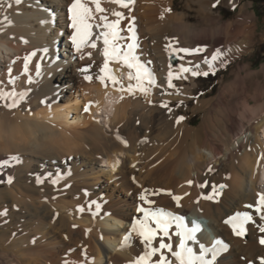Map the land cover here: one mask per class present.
<instances>
[{
	"label": "bare ground",
	"instance_id": "6f19581e",
	"mask_svg": "<svg viewBox=\"0 0 264 264\" xmlns=\"http://www.w3.org/2000/svg\"><path fill=\"white\" fill-rule=\"evenodd\" d=\"M84 1L91 2V0H82V2ZM152 2L157 4L155 5L157 7L154 8L150 7L148 8V10L146 9L147 11L145 12V16L147 17L146 19H149V21L154 22L153 29L157 31V34L155 33L157 35L156 36L157 38L154 37L156 38V41L154 39L153 40L156 42L155 45L157 44L158 47L154 45L157 49L154 48V51L152 50L153 53L151 54L149 53L150 55L146 51L140 52L141 53L140 57L142 58V62L145 65L146 64L148 65L145 67L154 77L156 81V85L149 86L151 93L148 95V98L145 99L142 93L138 90L135 91L134 94L132 95H129L127 91L122 92L118 90L121 87V84L124 87H126L129 83L128 79L124 80L121 77L122 73H124L125 76L127 77V73L129 70L127 69V67L122 66L119 62L110 61L109 68L113 75L121 79V84L114 85L111 81H105V83H101V81L97 78L100 75H102L100 72V68L104 64V57L102 55V51L104 47L103 40L102 38L96 39V37L102 31H104L99 15L97 18L93 17V19L90 21V23L94 25V27L91 30L92 34H91L90 42L94 41L96 43V47L92 48L89 46H83L80 52H76L70 39V37L74 32V29L71 26L72 25V20L70 19L71 14L68 11L69 7L73 3V0H21L19 4H16L15 0H0V90L4 92L14 91L17 94L16 97L17 99H19L20 94H23V99H19V104L17 105V107L12 109H8L4 106L5 103L10 101L0 100V102L3 101L0 108V160L7 159L9 157L8 155H5L7 154L6 150L8 147H13L14 149L16 148L17 150L20 151L22 150L23 152L24 151L26 152L27 150V153H32V156L35 157L34 160L32 159L33 165L34 164L37 165V167L34 166L35 169H40V166L43 164L55 165L56 164L55 160L57 159L63 161L65 160V162L70 161V158H68L67 160V157H69L72 153L73 154L76 153L77 151L74 152L75 149L77 150L81 149L80 146H79L80 148L77 147L80 144L79 141L86 140L89 141L90 143L97 140L98 142L97 146H100L102 149L98 151V153L95 152L96 154H94L93 151L92 153L93 155H89L88 153L81 154L82 169L78 173V177H80L81 179H85V182H87L86 180H89V182L93 186V187L91 186L92 189L95 190L96 194H98L100 199L99 201H102L103 204L99 206V209H97V207L95 206V208L90 212L95 218H98L99 220L100 219L104 220L105 223L101 220L104 223V224L102 223L103 224L102 229H104V227L110 228L114 226V224L120 222V219L126 220L127 223L129 222L130 227H128L129 228L128 230L130 231V233H128V231L127 232L124 231L125 233L123 237L119 238L120 251L123 253H128L125 246L121 248V245L124 242V237L128 236L129 239L127 241L128 242L127 247H129L130 249L129 251L133 254L135 253V256L136 254L142 255L144 251H146L145 243L142 241V239L139 237V235L136 232L131 231L133 223L135 221L143 219L142 218L143 216L137 215L136 212H134V208H135L134 205L140 204L139 202L141 200L139 197L141 193H143L144 195L146 193L144 192V188L141 185H139L141 180H139V182L136 180V176L134 173L136 171V167L133 166L134 164L130 166V163L136 160V155H137L134 139L130 136L131 134L127 135L130 132H129V128L127 127L128 120L127 121L125 120L127 114L126 107L128 109V105L130 104L131 101V103L134 104V106L137 104L136 105L138 112L137 117L141 113H149L152 118L157 119V121H159L160 123L162 124L166 123L171 128L175 127L176 137L173 138H176L177 140H179V142L181 141V143L182 141H189V142L193 141L197 143L200 135L203 136L202 145H204V147L202 148L204 149L202 150L204 151H196L193 157L190 156L188 160L189 169H195L198 171L204 169L206 166H210V160L215 162V160H212V158H216V159L223 158L226 161V163H228V165L232 167L235 166L236 162L238 163L240 162L238 164L239 165L238 172H235L234 174L235 175L234 180H235L237 176L236 174L238 173V177L235 181L236 194L235 196H233V198H231L227 202V204L226 203L222 204L223 206L221 205L222 206L221 207V206H209L208 203L207 204L208 207H207L206 203H204L205 206L203 205L202 207H205L207 209L206 212L205 211L202 212V209L200 211V209L198 208V207L202 208L201 205L200 206L197 205L198 207L196 205H188L185 203L182 205L179 201V203L182 206L180 207L179 205V208H176L174 210L173 216L182 217L187 227L191 228L193 221L201 225V230L195 233L196 239L194 241L187 242V246L192 248L195 254H199V248L201 244H203L206 248H210L215 240L222 241L221 237H223L222 235L224 234L222 219H224L225 216L227 217L230 215L233 216L234 215L233 211H235L236 209H241V207L243 206L242 202L244 200H247L248 198H251L252 197L251 193H253L251 191L252 190L255 191L254 189H252L253 177L251 179V174H252L251 168L254 163V159L250 158V154L247 150V147H249L251 150L252 149L255 150L258 145L259 153L261 152L263 154L262 159L259 158L261 160L258 161L259 162L257 167L258 173L256 174L258 180L256 181L259 183L264 182V97L261 96L263 91L260 89L259 86H256L255 89L250 94L246 95L247 87L245 85V79L247 76H252L253 73L247 71L245 74H243L242 70L246 69V67L244 65L238 64L237 68L233 71L234 73L233 78L223 83L222 88L217 96L213 98H207L201 100L199 99L195 102V105L191 108L192 112H195L196 110L199 109L205 110L211 106L214 107L215 109L217 108V110L219 109V114L221 116L223 125L221 126V129H219L220 132L211 133L208 131V128L204 127L202 123L195 127L188 126V123L185 118L181 120L179 123H177L176 109L171 108V106L178 99L181 98L188 99L190 96L194 95V93L196 92L195 77L192 76L191 73L189 72V73L181 74L183 77H186L185 79H175V78L173 79L172 83L174 86H178L179 94L172 93L173 89L168 87L167 78L170 71L173 73V76L175 77L176 74L179 73L181 67H187V68H192L193 70H197L196 66L199 65V69H198L199 71H203L207 69L208 65L205 64L204 61L206 59L210 61L214 53L219 52L221 54L220 60L229 62L230 60H233L237 56L236 53L237 51L235 50L237 49L248 50L247 48L255 42L254 39L255 30H256L255 16L252 12L247 11L246 5H243L237 17H235L231 21L225 23H219L218 18H216L215 14L212 12V5L213 3H217V0H187V2L194 7L193 8L195 12L194 15L196 14L198 18L208 21L209 25L206 27L203 26L201 28L188 27L189 33L185 37H182L181 35L182 29L183 28L185 29L184 20H183L185 14L174 11L172 6L170 5V0H153ZM137 3L140 4L138 0H134V3L129 5L128 9H132L134 11V9L137 7ZM219 3H229L231 5H237L238 0H219ZM100 4L101 7H103L104 5L111 6L112 13L114 11L113 9H116L117 11L118 8L119 10L121 8L120 5L110 2V0H100ZM91 5L93 8V12L99 14V12L95 11V5L92 2ZM166 9H170V11H165ZM121 13L123 14L124 12ZM137 13L140 12L137 11ZM109 15H111V13ZM130 17L132 18V16ZM107 21L112 22L110 20ZM154 30H152V32ZM244 32L246 33L245 35L246 37L240 40L239 45L237 47L235 46L236 48H233V46H231V44H233L234 41L233 38L234 37L236 38V36H239L241 33L244 35ZM169 34L172 36V38L170 40H167L166 38L167 35ZM259 38L264 39V31L261 33ZM118 43H120V41H118ZM181 49H188L189 51L183 52L180 51ZM197 49H201V51H196ZM32 53H35V55H31V58L27 64V68H25L24 58ZM172 53L177 54V56L179 57V60L176 64H172L167 61L168 57ZM232 53H235V56H233ZM90 58L93 61H95L94 66H93L94 63L93 64L91 63L92 66L88 64L89 62L88 59ZM220 60L213 62L214 66L219 67ZM83 69H87V72L86 73L83 72L82 71ZM261 72H264V65L262 66ZM261 72H257V73L259 74ZM85 75L92 77V79L85 80L84 78ZM187 79L191 80V84H186ZM132 83H134V81ZM233 87H235V91L233 90ZM108 92L112 93L111 98L108 96L110 98L109 99L110 106L112 105L114 100L118 99V97L122 101V104H120L115 115H113L114 117L112 116L113 119L111 118L110 132L100 130L101 125H99V118L95 114L96 109H99L100 106L105 105L106 103L105 97ZM235 93L237 96H234ZM121 97H123V99H121ZM241 98H243L241 103L242 108L239 111L240 105L238 106L235 103V99H241ZM250 98L258 100V102H261L260 103L261 108L259 110L257 109L258 110L257 112H251L248 106V99ZM132 100L136 102V104L133 103ZM150 100L152 104L150 105L147 104L149 105L148 107H144L142 105V102L150 101ZM90 102H91V107L89 108L88 111H85L84 110L85 106L88 105ZM165 103L167 104V107H162L161 105ZM130 106L132 105L130 104ZM208 116H209V112H208ZM245 120L247 122H245ZM135 121L136 123L137 122L138 123L136 124ZM103 122L108 124L107 119L104 120ZM119 125L121 126L118 127ZM130 125L131 126L134 125V129L135 128L138 129L139 127H141L138 118L137 120H134L133 123L131 122ZM117 136H119L124 141H126L127 146L121 143L120 140L117 139ZM95 138L96 140H92ZM45 139H48L50 143L47 142V145L44 144L43 141ZM46 141L47 140H45V143ZM141 144L142 142H140V145L139 144L138 145L141 146ZM144 144L145 143H143V146ZM42 145L43 147L46 145L49 148L53 146L52 148L55 150L53 151L50 148V151H47L46 153H40L39 150L41 149L40 147H42ZM155 145H160V142L156 143ZM199 145L201 144L199 143ZM74 146H76L77 148ZM176 146L180 147L179 144ZM5 147L7 148L4 151L5 154H3L4 153L3 149ZM158 147L159 146H156L157 148L156 151L160 148ZM170 148L168 150H170ZM194 148H196V146ZM143 149L145 151L147 148H143ZM20 151L17 152L20 153ZM118 151H120L125 155V158L122 157L121 165H120V160L116 157V155L115 156L113 155V153H116ZM162 152L164 151L162 150ZM12 154L13 153L11 152V155ZM153 154L154 152L152 153V155ZM156 158L158 159V161L160 160L158 162L159 167L157 166V169L159 168L158 171H161L159 175L157 174L158 178H162V177L164 178L168 174L169 177L167 179L168 180L167 184L171 185V187L175 192L178 193L185 190L186 188L192 187L191 185L193 183L195 184V181L198 180V179L195 180L194 178L191 177V175L187 174L190 171L187 173L183 171L170 172L171 170L167 169L164 166L166 163V157L164 155L161 156L159 154L157 155ZM137 160L140 161L138 158ZM149 160L147 161L146 159L147 162H149ZM117 161H119V163H117ZM153 161H154V165H156L155 161L157 160H153ZM99 162L106 163V166H108L109 169L103 170L102 168H100L98 164ZM147 162L145 164H147ZM208 162L209 164H207ZM113 165L116 166L115 171L113 170ZM6 167L10 168V166H6ZM132 167L135 168L133 169ZM139 168L140 167L138 166V169ZM146 169L144 170L146 171ZM203 173L204 172H202V174ZM208 173L206 175H208ZM200 174L201 172L199 173V175ZM256 176H254V178H256ZM182 179H184V181H182ZM188 181H192L191 185L188 184ZM74 185L76 184L74 183ZM254 185L255 184H253V186ZM154 186L155 185L153 184V187ZM156 187H158V185ZM154 191L152 192L155 193ZM169 192L171 191L169 190ZM202 192L200 191V193ZM177 193L173 195L177 196ZM260 194H263V192ZM154 195L153 198H151L152 195L151 196L146 195L145 197L146 198L150 197L152 202V200L154 199ZM157 195L156 198L160 196ZM188 195L190 194L188 193ZM165 196H167V194ZM191 196L192 195H190V197ZM184 197L185 196H183V198L181 197L182 200L184 199ZM188 197L186 199L190 198ZM223 197L225 198L226 196ZM165 199L168 202V198ZM173 200L174 199H172V201ZM200 200L201 199H199L198 201L200 202ZM68 203L69 202L64 201L63 206L62 204L60 206L64 207V209L65 208L68 209V207H70V205H67ZM173 203H171V205ZM142 204H144V202ZM146 204L148 206V203H145L143 206L145 207ZM173 206L175 205L173 204ZM188 211L189 214L185 218V213ZM201 212L202 213L205 212V215L210 219L209 222L211 225L210 229L212 230V232H214V235L209 233L204 222L202 221ZM109 216H112L114 218L112 224L107 222L109 220L108 218ZM1 219H3L2 216L0 220ZM97 220L95 221L97 222ZM172 223H173L172 231L174 230L176 232L175 221H173ZM153 226L151 227L152 228L156 227ZM228 226L230 227L231 225L227 224L225 227L228 228ZM92 228H94V230L91 229L93 230L92 236H95L94 238L98 240L99 234H101L100 236H102L103 233H101V231L98 229L96 225L95 227ZM32 230L33 229H30L28 228V226L25 225H21L17 223L11 224L1 221L0 264H40L39 259L40 257H42L41 255H45L46 264L53 263L54 260L49 250L50 247L53 245H48V243L45 242L46 240L40 237L39 238L36 237L34 239L30 238L29 235H27V233L32 232ZM42 230L44 231L45 229ZM91 230H89L88 235L91 234L90 233ZM39 232L40 231H37L36 233ZM106 233L114 234V237H116L117 231L114 230L113 228V230H106ZM172 233L170 234V236L171 235L173 236ZM254 235L256 234L254 233ZM40 236L43 237L42 235ZM170 236L169 238H171ZM161 238H162V234L158 233L155 239L152 241V243L154 242L159 243ZM115 239L113 241H108L107 239L108 244L111 245V247L112 244L115 245ZM165 239H167L164 240L165 243H170L167 242L170 241V239L168 238ZM229 240H231V238H229ZM241 240L243 239L241 238ZM174 241H175L173 242L175 243L174 246H176L179 243V237L177 236V238ZM57 244L59 243L57 242ZM255 245L256 244L249 242L248 246L241 248L235 245L232 246V249L229 254H227L226 256L222 255L223 257H221V259L219 260V264H240L237 258L238 255L242 254L243 251L248 254H251L252 252L255 251ZM97 246L98 245L94 244L95 252L97 251ZM99 246L103 248L102 252L106 250V248L104 247V243L103 244L99 243ZM92 248L91 251L93 250ZM96 257L99 262V260H101L99 254L96 255ZM118 258L119 255L116 253L110 255L106 254V260L109 262L107 264H114V262ZM249 260H251V258ZM257 261H259V259Z\"/></svg>",
	"mask_w": 264,
	"mask_h": 264
},
{
	"label": "rangeland",
	"instance_id": "374dc122",
	"mask_svg": "<svg viewBox=\"0 0 264 264\" xmlns=\"http://www.w3.org/2000/svg\"><path fill=\"white\" fill-rule=\"evenodd\" d=\"M138 1L140 2V4L137 3V7L134 9V11L132 9H128V8L126 9L124 7L123 8L121 7L120 10H119V8L117 9V11H119V12H124L122 17L120 18L119 24H118L119 34H121L120 37L123 40L122 41L120 39L119 44L121 46L125 45V47H126L127 43L131 42L129 40L130 33L128 31V28L130 26L134 27L135 34H136V44H137L136 48L134 49V54L137 57V60L139 63L143 64L144 66H148L147 64L145 65L142 62V58L140 57V54H141L140 52L146 51L148 54L149 53L151 54V53H153L154 48L157 49L156 47H158V45L157 44L155 45V43H156L155 41L157 38L156 37L157 31L153 29L154 22L149 21V19H146L147 17L145 16V12L150 7L151 8L157 7V6H155L157 4L153 3L152 2L153 0H138ZM145 1H147V2H145ZM83 3H85L88 7L92 8L90 1H84ZM213 4H215V3H213ZM170 5L172 6L174 11H176L178 13H184L185 14V16L183 18L185 29L184 28L182 29V32H181L182 37H185L189 33L188 27L189 28H197V27L201 28L203 26L206 27L209 25L208 21L201 19V18H198L196 14L194 15V13H195L194 9H193L194 7L191 6L187 2V0H170ZM243 5H246L247 11L252 12L255 16V23H256V30H255V37H254L255 42L247 48L248 50H246V49H241L242 51L239 49L235 50V51H237L236 52L237 56L233 60H230L229 62L225 61L223 66H221V63H220L219 67L214 66L215 74H213L212 72H209V74L205 77L203 75L195 76L196 92L194 93V95L190 96L188 99H182V98L178 99L171 106L172 109H176V117H181V116L184 117L188 123V126L195 127V126H198L202 123L204 125V127L208 128L209 132H211V133L220 132L219 129H221L223 122H222L221 116L219 114V109L217 110V108L215 109L214 107L211 106L205 110L199 109V110H196L195 112H192L191 108L195 105V102L199 99L201 100V99L213 98V97L217 96L218 93L220 92L221 88H222L223 83L233 78V76H234L233 71L237 68L238 64L244 65L246 67V69L242 70L243 74H245L247 71L253 73L252 76H247L245 79V85L247 87L246 95L250 94L255 89L256 86H259L260 89L263 91L262 95L261 94L260 95L262 97H264V75H263L264 72H261L262 66L264 65V39L259 38L261 33L264 31V0H238L237 5H231L229 3H218L215 8L212 7V12L215 14L216 18H218L219 23H225V22L231 21L232 19L237 17V15L240 13V9ZM104 7H107V8H104ZM102 8L104 9L105 14L103 12H102V14H100L101 12H99V14L93 12L94 13L93 17L97 18L98 15L101 17V15L104 14L103 16H106L107 20L115 21L116 17L112 14L111 6L104 5ZM143 8H144V10H143ZM113 10H114L113 12L116 11V9H113ZM92 11H93V8H92ZM137 11L140 13H137ZM110 13H111V15H109ZM127 13H128V15H127ZM138 15H139V17H138ZM130 16H132V18ZM134 16H136V17H134ZM133 18H134V21H133ZM138 19H139V21H138ZM147 21H149V22H147ZM152 30H154V31L152 32ZM240 35L236 36V38L235 37L233 38L234 41H233V44H231V46H233V48H236L239 45L240 40H242V38L246 37L245 32H244V35L242 33ZM154 37H156V38H154ZM171 38H172V36L169 34V35H167L166 39L170 40ZM232 54H233V56H235V53H232ZM178 60H179V57L177 56V54L172 53L168 57L167 61L169 63L176 64L178 62ZM88 61H89L88 64L91 65V63L92 64L94 63L93 66L95 65V61H93L91 58L88 59ZM204 71H209V69L207 68L201 72H204ZM257 72H261V73L258 74ZM121 77L124 80L127 79V77L125 76L124 73H122ZM213 79H215V80H213ZM186 84H191V80L187 79ZM172 89H173L172 93L177 94V90L179 89L178 86H174V87H172ZM233 90L235 91V87H233ZM150 93L151 92H149V94ZM111 94H112L111 92H108L106 94V97H105V100H106L105 105L100 106L101 109L99 108V109L95 110V114L99 118V125H101L100 126L101 131L104 130V131L110 132L111 118L113 119V117H114L113 115H115L120 104H122V101L118 97V99L114 100V102L110 106L109 105V103H110L109 99L112 97ZM142 95L145 99L148 98V95H144L143 93H142ZM234 96H237L236 93ZM242 99L243 98L235 99V103L238 106L240 105L239 111L242 108V104H241ZM2 102H0V108H1ZM148 102L149 101L142 102V105L144 107H148L150 104H152V102L151 103H148ZM133 103L136 104V102H134V101H133ZM260 103L261 102H258V100H255L252 98L248 99V106H249L251 112H257L261 108ZM130 104L132 106H130ZM130 104L128 105V109L126 107L127 114H126L125 120L126 121L128 120L127 121V123H128L127 127L129 128V132H130V133H128V131H127V133H128L127 135L131 134L130 136L134 139L135 146H136V152H137L136 153L137 154L136 160L134 161L135 163L131 162L130 166H132L134 164L133 166L136 167V171L134 172L135 176H136V180L138 182H139V180H141L139 185H141L144 188V192H146L145 196L146 195L147 196L152 195L151 198H153V195L155 194L154 199L152 200V203L148 204V206L146 204L145 207H147V208H145L143 206L145 204V202L142 200L139 203L142 204L144 202V204L134 205V207L136 208V209L134 208V212H136L137 215L144 216L143 212L137 211V208L141 207V206H142V208L149 209L151 211L152 210L153 211L159 210L163 213H170L173 216L174 210L176 208H179V205L181 207L184 203L188 204V205H196V206L201 205V207L204 205V203H206V206L208 203H209V206H221L222 204H225V203L227 204V202L231 198H233V196H235V194H236L235 181L238 177V173L236 174L237 176H236L235 180H234V177H235L234 174H235V172H238V168H239L238 164L240 162L239 163L236 162L235 163L236 167L235 166L232 167V166H229L228 163H226V161L223 158H217L218 160L216 158H212V160H215V162L210 160V166H206L204 169H201L199 171L195 170V169H189L188 160H189L190 156L193 157V155L196 151H204V150H202V149H204V148H202V147H204V145H202L203 136L200 135L197 143L193 142V141H190V142L189 141H182V143L184 142L182 144L181 141L179 142V140H177L176 138H173V137H176L175 127L171 128L166 123H163V124L160 123L159 121H157V119L152 118L149 113H141L137 117V113H138L137 112V106H136L137 104L134 106V104H132L131 101H130ZM147 104H149V105H147ZM250 105H251V107H250ZM208 112H209V116H208ZM137 118L141 124V127H139L138 129H136V128L134 129V125L131 126L130 123L131 122L133 123V121L137 120ZM106 119L108 120V124L103 122ZM207 119H208V121H207ZM245 122H247V121L245 120ZM135 123H136V121H135ZM169 124H170V122H169ZM120 126L121 125H119L118 127H120ZM131 128H132V130H131ZM216 129H217V131H216ZM134 130H136V131H134ZM143 135H144V137H143ZM151 137H152V139H151ZM150 139H151V141H150ZM45 140H47L46 143H45ZM45 140L43 141L44 144L47 145V142L50 143V141H48V139H45ZM92 140H96V138L92 139ZM163 141H165V142H163ZM79 142H80V144H79ZM79 142H78L79 145L77 144L78 145L77 147L80 146L81 149H79L80 147L78 149L81 151L75 149L74 152H76V151L77 152L74 154L72 153L73 155L71 154L69 157H67V160H68V158H70V161L65 162V160L63 161V160L57 159V160H55V162H56L55 165L43 164L40 166V169H35V167H37V165H35V164L33 165V160L35 159V157L32 156V153H27V150H26V152L24 151L25 152L24 153L22 150L20 151V150H17L16 148L14 149L13 147H8L9 150L7 147H5L3 149V152H4L7 148V150H6L7 154H5V152L3 154L8 155V156H13V154L15 153L14 156L19 157V162H11L12 165H10V168H8L6 166L0 167V211H4L5 209H7V215L2 216L3 219L0 220V223H1V221L11 223V224L17 223V224L28 226V228L33 229L32 230L33 233H34L35 229L37 231H40L39 233H36L37 231L35 230L34 234L32 232H28L27 235H29V237L33 238V239L36 237L37 238H39V237L43 238L44 240H46L45 242L48 243V245H53L49 249L51 254H52V258L54 260L52 264H107L109 262L106 260V254L110 255V254H115V253L119 255V258L114 262V264H122V263L123 264H130V262L133 261L134 259H136L137 256L141 255V254H139V255L136 254V256H135V253L134 254L131 253L129 251L130 250L129 247H127L128 245L125 246L128 253H123L120 251V248H119L120 240H119V238L123 237L124 233L127 231H128V233H130V231L128 230L129 229L128 227H130V223L129 222L127 223L126 220L120 219V222H117L118 224L116 223V224H114V226H112L110 228L104 227V229H102L103 228L102 226L105 223L104 220H102V219L99 220L98 218H95L90 212L95 208V206L97 204L100 206L102 204V201H99L100 200L99 196H98V194H96L95 190L92 189L93 186L91 185L89 180H86L87 182H85V179H81L80 177H78V173L82 169L81 154L88 153L89 155H93L92 154L93 151H94V154H96L95 152L98 153V151H100L102 148L100 146H97L98 145L97 140L90 142V143H89V141H86V140H84V141L82 140ZM140 142H142L141 146H139ZM158 142H160L161 146L155 145ZM143 143H145L144 144L145 147L143 146ZM199 143L201 145H199ZM147 144L150 146V148ZM178 144L180 147L176 146ZM46 145L44 146L45 148L43 147V145H42V147H40L41 148L39 150L40 153H46L47 151H50V148L53 151L55 150L52 148L53 146L49 148ZM172 145H173V147H172ZM194 145L196 146V148H194L195 147ZM96 146H97V148H96ZM138 146H139V148H138ZM156 146L160 147V148L158 147L159 149L157 151H156V149H157ZM74 147H76V146H74ZM152 147H154V148H152ZM170 147H172V148H170ZM46 148H48V149H46ZM143 148H147L146 149L147 151L146 150L144 151ZM169 148H170V150H168ZM153 150H155V151H153ZM162 150L164 152H162ZM247 150L250 154V158L254 159V163H253L252 168H251V172H252L251 179L253 177L252 183L255 185L253 186V184H252V187H253L252 189H254L256 192L252 190L251 191V192H253V193H251L252 197L248 198L247 200H244L242 202L243 206L241 205L242 206L241 209H236L235 211H233V214L235 215L238 212L239 213L248 212L249 214L252 215L254 223L250 222V223L246 224L245 228L248 227V228H246V230H247L246 235L247 236L245 235L243 237H239V236H236L233 234L231 226L230 227L228 226L229 229L227 227H225L227 224H225L224 221L228 217H230L231 215L228 217L225 216L224 219H222L223 220L222 226H223V233L224 234L222 235L223 237H221V238H222V241L224 240L223 242L226 243L230 247H229L228 252L224 253L222 255L226 256L227 254H229L231 249H232V246H234V245L241 248V247L248 246V243L251 242V243L256 244L255 245V251L252 252L251 254H248V253L243 251V253L239 254L237 258H238L240 264H242V263L243 264H249V262H251V264H259V261H257V260L260 257H264V246H262L259 243V239L262 235H264V233H260L258 231L259 230L258 225H260L261 223H264V221H261V219H259L260 215L255 212V205H256V201L258 199V196H256V195H259L262 192L264 194V182L263 183L257 182L256 180H258V178H257L256 174L258 173L257 172V170H258L257 167L259 164L258 161H260L262 159L263 154L261 152H260L261 154L259 153V146L258 145H257V148L255 149L256 152L254 149L251 150L249 147H247ZM10 151L13 153L12 155H11ZM17 151H20V153ZM153 152H154V154L152 155ZM166 152H167V154H166ZM139 153H141L142 155ZM145 153H146V155H145ZM190 153H192V154H190ZM88 154H86V155H88ZM159 154L161 156L164 155L166 157V163L164 166L167 169H170L171 170L170 172H172V171H176V172L183 171V172L187 173L190 171L187 174L191 175V177L194 178L195 180L198 179L197 181H195V184L193 183L191 185L193 188L192 187L186 188L185 190L177 193L173 190L171 185L167 184V181H168L167 179L169 177L168 174L164 178L162 177L163 179L158 178L157 174L159 175V173L161 172V171H158L159 168L157 169V166L159 167L158 162L160 160L158 161V159L156 157ZM113 155L114 156L116 155V157L120 160V165H121L122 157L125 158V155L123 153H121L120 151L113 153ZM154 156H155V158H154ZM141 157H143L144 159ZM137 158L140 161H138ZM149 158H150V160H149ZM256 158H257V160H256ZM259 158H261V159H259ZM79 159H80V161H79ZM146 159H147V161L149 160V162H147ZM169 159H170V161H169ZM153 160H157V161H155L156 165H154ZM216 161L217 162L219 161L221 163H219V162L217 163ZM146 162H147V164H145ZM179 162H181V163H179ZM157 163H158V165H157ZM98 164H99V167L102 168L103 170L109 169L108 166H106V163H104V162H99ZM207 164H209V162ZM213 164L214 165L216 164V165L214 166ZM137 165L140 167L139 169H138ZM228 167H230V168H228ZM144 169H146V171ZM209 169H211V171H209ZM232 169H234V170H232ZM197 172H198V175H197ZM200 172H201V174H200L201 176L199 175ZM202 172H204V173L202 174ZM208 172H210V173H208ZM207 173H208V175H206ZM253 175L256 176V178H254ZM9 177L12 178L11 184H9L7 182ZM38 178L42 181V183H37ZM143 179H144V181H143ZM53 180H56L57 182L52 183ZM75 180H77V181H75ZM199 180L200 181L202 180L201 181L202 183ZM153 181H155V182H153ZM182 181H184V179H182ZM231 181L234 183H232ZM83 182H85V183H83ZM197 182H198V185H197ZM74 183L76 185H74ZM88 183H89V185H88ZM153 184L155 185L154 187H153ZM157 185H158V187H156ZM220 185H225L226 187H224L223 189H220L219 188ZM231 185H232V187H231ZM112 186H113V184H112ZM214 186H216V188L218 190V194L214 193ZM147 187H149V188H147ZM162 187L165 189H163ZM155 188H156V190H155ZM158 188H160L161 190ZM183 188H184V186H183ZM73 189H75V190H73ZM202 189H203V192H202ZM169 190L172 193L169 192ZM192 190H194V191H192ZM152 191H154L155 193H153ZM200 191L202 193H200ZM92 192H93V194H92ZM149 192H151V193H149ZM190 192H192V193H190ZM156 193L160 196H158ZM169 193H170L171 197L169 196ZM175 193H177V196L182 197V198H183V196H185L183 199L184 201L182 200V198H181V200H179L182 205L179 202L177 204V202L175 200H173L174 201V203H173L172 195L173 194L175 195ZM188 193L192 196L190 197V195H188ZM166 194H167V196H165ZM156 195L158 196L157 198H156ZM209 196H213L214 198L213 199H207L206 197H209ZM223 196H226V197L224 198ZM187 197L189 199H186ZM151 198L147 197L146 199H148V201H151ZM165 198H168V202ZM197 198H198V200L201 199L203 201L200 200V202H199L197 200ZM51 199H53L54 201ZM156 200H157V202H156ZM64 201L69 202L67 204V205H70V207H68V209L67 208L64 209V207L60 206L61 204L63 206ZM93 201H95L97 204L92 203ZM248 201H249V204L251 203L250 205H254V207L245 208V206L248 204ZM61 202H63V203H61ZM171 203H173L175 206H173V204L171 205ZM72 206L73 207L75 206L74 207L75 210ZM170 206H172V207H170ZM198 208L200 209V211L202 209V212L203 211L206 212V209H207L205 207H202V208L198 207ZM77 209H83V211H80ZM54 210H56V211H54ZM66 211H68V212H66ZM205 212L202 213V215H201L202 221L204 222L209 233L214 235V232H212V230L210 229L211 228L210 227L211 225L209 223L210 219L205 215ZM82 214L85 216H83ZM188 214H189V211L185 213V218ZM26 215H27V217H26ZM60 215H61V217H60ZM17 217H19V218H17ZM111 217L112 216H109L108 217L109 220L107 221L110 224L113 223V219H114L113 217L111 219ZM0 218H1V216H0ZM81 219H83V220H81ZM95 220H97V222ZM48 222H49V224H48ZM69 222H70V224H69ZM53 224H54V226H53ZM95 225L98 227V229L104 235V236L103 235L100 236L101 234H99L98 240L96 238H94L95 236H92L93 235L92 233L94 230V228H92V227H95ZM153 225L156 226L154 223L150 222L149 227H151ZM252 225H254V226H252ZM46 227H48V228H46ZM113 228H114V230L117 231L116 237H114V234L106 233V230H113ZM251 228L252 229L254 228V229L252 230ZM42 229H45V230L43 231ZM91 229H93V230H91ZM172 229H173V223H172V226L169 228V236L173 232L172 234L175 238L172 235L170 236L171 238H169V237H165V238L170 239V241H167V242L172 243L173 244V250H175V246H174L175 243H173V242H175L174 240L177 238V236L175 235V231L174 230L172 231ZM89 230H91L90 231L91 234L88 235ZM47 233L49 234V236ZM248 233L251 235H249ZM254 233L256 235H254ZM30 234H31V236H30ZM38 234H39V236H38ZM259 234H260V236H259ZM40 235H42L43 237H41ZM231 235H233V236H231ZM229 236H231V237H229ZM105 237H107V238H105ZM102 238H103V240H102ZM165 238H164V240H167ZM229 238H231V240H229ZM241 238L243 240H241ZM107 239H108V241H113L115 239V245L116 246L114 244H112V247H111V245L108 244ZM233 239H234V241H233ZM251 239H253V240H251ZM57 242L59 244H57ZM95 242H97V243H95ZM230 242H232V243H230ZM99 243H102V244L104 243V247L106 248V250H104L102 252L103 248H101L99 246ZM229 243H230V245H229ZM94 244L98 245L96 252L94 249ZM127 244H128V242H127ZM105 245H107V246H105ZM152 246L158 248L159 243L154 242V243H152ZM90 247L91 248L93 247L92 249L94 251L93 250L91 251ZM108 247H110V248H108ZM114 247H115V249H114ZM118 251H119V253H118ZM98 252H100V253H98ZM161 252L163 253V255L165 257H167V259L169 261L172 262V264H176L175 258L171 255V252H169L167 249L161 250ZM161 252L156 253L151 258L150 264H156V261H158L160 258ZM98 254H99V257L101 259V260H99V262L97 260L98 256L96 257V255H98ZM122 254H124V255H122ZM120 255H121V257H120ZM196 255H199V254H196ZM258 255L259 256L261 255V256L259 257ZM41 256L42 257H40V259H39L40 264H46L45 255H41ZM125 256H126V258H125ZM208 257L206 256L207 259H211L210 254L208 255ZM221 257H223V256H221ZM221 257L218 259L220 260ZM250 258H251V260H249ZM127 259H128V261H127ZM44 261H45V263H44Z\"/></svg>",
	"mask_w": 264,
	"mask_h": 264
},
{
	"label": "snow or ice",
	"instance_id": "6c2138e0",
	"mask_svg": "<svg viewBox=\"0 0 264 264\" xmlns=\"http://www.w3.org/2000/svg\"><path fill=\"white\" fill-rule=\"evenodd\" d=\"M21 0H15L16 4H19ZM91 2L95 5L96 12H104V9L101 7L100 0H91ZM110 2L120 5L121 7L128 8L129 5L134 3V0H110ZM219 3L213 4L212 7H216ZM70 15V19L72 20V28L74 32L70 37L71 43L76 52H80L83 46H89L92 48L96 47V43L90 42L91 38V30L94 27L90 21L93 19L94 13L92 8L88 7L82 0H73V3L68 9ZM165 11H170V9H166ZM116 20L112 22L107 21V17L101 15L100 20L102 22V27L104 31H102L96 39L103 40V51L102 55L104 57V64L100 68V72L102 75L97 77L101 83H105V81H111L114 85L121 84V79L112 74L109 68L110 61L119 62L122 66L127 67L129 70L127 73V79L129 83L126 87L121 84V87L118 89L119 91H127L129 95L134 94L135 91H140L144 95H148L150 92L149 86H155L156 81L152 74L148 71V69L141 63L138 62L137 57L134 54V49L136 48V34L134 27H129L128 31L130 33L129 40L131 42L127 43L126 47L121 46L118 41L121 39L118 24L119 20L122 17V13L119 11H115L112 13ZM134 20V18H133ZM131 23V22H130ZM46 51V50H45ZM180 51L188 52V49H181ZM196 51H201V49H197ZM31 55H35V53L30 54L24 58L25 68H27L28 61L31 58ZM90 55V54H89ZM221 54L219 52L214 53L211 57V60H205L204 63L208 65L209 71L201 72L199 71V65L196 66L197 70H193L192 68L181 67L179 73L176 76H173V73L170 71L168 74V87H174L172 81L173 79H185L182 73H191L192 76H207L209 72L215 74L214 64L213 62L220 60ZM221 66L224 65L225 61L220 60ZM83 72H87V69H83ZM85 80H91L92 77L85 75ZM134 81V83H132ZM177 94H179V90H177ZM17 94L13 92H4L0 90V100L10 101L4 104V106L8 109H12L17 107L19 104V99H23V94H20L19 99L16 98ZM123 99V97H121ZM151 103V101H149ZM162 107H167V104H162ZM91 107V102L85 106V111H88ZM170 110V109H169ZM184 117H177V123L183 120ZM117 139L120 140L121 143L127 146V142L122 138L117 136ZM11 162H19L18 156H9L7 159L0 160V167L10 166ZM119 163V161H117ZM113 170H116V166L113 165ZM211 170V169H209ZM9 184L12 183V178L9 177ZM56 180H53L52 183H56ZM37 183H42V181L38 178ZM192 181H188V184L191 185ZM226 187L225 185H220L219 188L223 189ZM214 193L218 194V190L216 186H214ZM170 194V193H169ZM140 200L145 203L151 204V201H148L143 193L140 195ZM207 199H213V196L206 197ZM173 199L177 202L181 199L179 196H173ZM92 203H96L93 201ZM97 209H99V205L97 204ZM247 208H252L253 205H246ZM83 211V209H78ZM138 212H143L144 216L142 220L135 221L133 223L132 232H136L142 241L145 243L146 251L144 254L137 256L136 259L130 262V264H150L151 258L161 250L167 249L171 252V255L175 258L176 264H219V259L222 254L227 253L229 250V246L221 240H215L210 248H206L203 244L200 245L199 255L194 254L193 249L187 246L188 241H194L196 239L195 233L201 230V225L195 221L192 222V227L189 228L185 225L184 219L180 216H172L170 213H163L159 210L151 211L149 209H145L142 207L137 208ZM255 212L260 215L261 221H264V194L258 195V200L255 206ZM7 215V209L4 211H0V216ZM173 220L175 221L176 232L175 235L179 237V243L175 246V250L173 251V244L165 243L163 237H169V228L172 226ZM149 221L156 225L155 228L149 227ZM254 223L253 217L248 212L236 213L233 216L228 217L224 223L229 224L232 227L233 234L239 237H243L246 235L245 225L248 223ZM259 232L264 233V223L258 225ZM160 233L162 234V238L159 242V247H153L152 241L155 239L156 235ZM129 237H124V242L121 245V248L127 245ZM34 242V241H33ZM259 243L264 246V235H262L259 239ZM210 254L211 259H206V256ZM156 264H172L171 261L167 259L161 252L160 258L156 261ZM251 264V262H249ZM259 264H264V257L259 258Z\"/></svg>",
	"mask_w": 264,
	"mask_h": 264
},
{
	"label": "trees",
	"instance_id": "16d2710c",
	"mask_svg": "<svg viewBox=\"0 0 264 264\" xmlns=\"http://www.w3.org/2000/svg\"><path fill=\"white\" fill-rule=\"evenodd\" d=\"M205 77V76H204ZM213 80H215V79H213ZM213 86V85H212Z\"/></svg>",
	"mask_w": 264,
	"mask_h": 264
}]
</instances>
